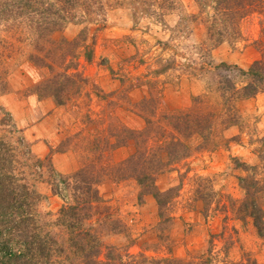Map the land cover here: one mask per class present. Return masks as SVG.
<instances>
[{"label":"rangeland","instance_id":"obj_1","mask_svg":"<svg viewBox=\"0 0 264 264\" xmlns=\"http://www.w3.org/2000/svg\"><path fill=\"white\" fill-rule=\"evenodd\" d=\"M130 1L102 0L85 19L76 13L54 30L38 11L0 17L1 150L34 185L36 210L47 220L63 204L52 192L53 172L88 171L118 222L102 235L116 264H264V237L236 210L245 197L239 177L264 182V91L231 97L213 69L246 70L264 56L258 17L242 23L236 43L210 48L192 0H171L161 16L159 2L142 11ZM62 53L75 59L54 65L56 78L46 64ZM230 80L239 89L246 77L234 71ZM53 81L64 89L63 104L40 88ZM196 108L209 115L204 136L174 128L171 116ZM179 144L188 146L185 156L167 153ZM67 151L74 163L62 158L55 168L53 153ZM143 174L149 180L141 186L135 177Z\"/></svg>","mask_w":264,"mask_h":264},{"label":"trees","instance_id":"obj_2","mask_svg":"<svg viewBox=\"0 0 264 264\" xmlns=\"http://www.w3.org/2000/svg\"><path fill=\"white\" fill-rule=\"evenodd\" d=\"M192 1L196 4L197 19L204 26L205 42L210 44V48L224 42L236 43L242 37V23L253 15L258 17L260 33L264 36V0ZM130 2L138 4L137 7L142 11L145 8L147 10V7L152 8L159 2L157 7L161 11L157 13L158 16L164 14L163 8L173 4L171 0H131ZM99 3H102V0H0V17L15 19L38 11L46 30L51 27L54 30L73 19L76 13L85 19V16L92 11L93 5ZM28 16H25V19L28 22L33 21L28 19ZM73 59H75L73 54H53L51 62L46 66L50 69L53 65V76L58 78L61 75L55 73L54 65H63L66 62L69 64ZM168 68L163 67L162 71ZM213 69L219 71L226 85L221 89H225L224 91L231 94V97L249 98L259 91H264L263 55L246 70L225 63L214 65ZM234 71L246 77V82L239 89L230 80V75ZM74 81L75 79L71 78L72 84H75ZM49 84L43 83L41 90L48 91L56 104H63L60 96L65 95L62 85L55 81L51 86ZM73 86L77 93L75 85ZM195 104L197 106L200 104L201 109V100L197 98ZM200 109L171 116L170 120L174 122V128L179 131L191 129L193 133L204 136L209 115L205 111L200 112ZM179 145L180 149H173L172 152L167 153L179 157L185 156L188 146ZM22 146L26 160L30 162L31 152L24 140ZM4 152L0 148V264L118 263L115 261L119 256L114 252L113 246L102 242L103 232L117 231L118 222L110 219L111 215L103 205L104 200L96 190L97 181L86 173L88 171L77 172L71 176H62L53 172V179L50 180L52 192L63 201V204L55 218L47 220L36 210L41 197L34 185L25 181V177L16 171V162L12 155ZM34 162L35 165H39L42 161ZM145 179L149 180L145 174L135 177L141 186ZM262 183L264 182L258 180L255 174L239 177V185L245 197L238 202L237 207L235 206L238 212H242L252 220L253 227L260 237H264V210L259 203L264 191ZM152 195L158 203V196L155 193ZM102 253H105L103 259L99 260Z\"/></svg>","mask_w":264,"mask_h":264},{"label":"crops","instance_id":"obj_3","mask_svg":"<svg viewBox=\"0 0 264 264\" xmlns=\"http://www.w3.org/2000/svg\"><path fill=\"white\" fill-rule=\"evenodd\" d=\"M58 111V108H56L55 106H53V128H54V123H55V121H57V118H55V117H57L56 116V114H55V112H57ZM118 150L119 149H116L115 151H114V153H119L118 152ZM117 151V152H116ZM121 151V150H120ZM115 154V155H116ZM45 155V153L44 154H42L41 156H44ZM71 155V156H70ZM126 153L125 154H123L122 156H120V158L119 159H124L125 157H126ZM52 156V155H51ZM70 158V161H71V163L73 162L74 163V160H76L75 158H74V156H73V154L71 153V152H65V153H53V156H52V162H53V166L55 167V168H59V162H60V159H62V158Z\"/></svg>","mask_w":264,"mask_h":264}]
</instances>
